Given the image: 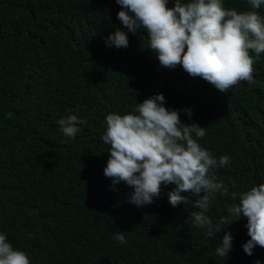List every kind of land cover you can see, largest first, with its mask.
Segmentation results:
<instances>
[{"label": "trees", "instance_id": "1", "mask_svg": "<svg viewBox=\"0 0 264 264\" xmlns=\"http://www.w3.org/2000/svg\"><path fill=\"white\" fill-rule=\"evenodd\" d=\"M224 6L264 17V5L253 9L249 0ZM120 10L115 0H0V234L30 264H264V248L243 251L250 239L243 215L208 237L188 222L199 197L169 204L175 185L162 186L151 205L128 203L133 189L104 175L110 153L102 140L108 114L163 94L166 108L192 110L191 119L180 112L183 123L205 127L203 148L230 158L215 170L229 193L264 183V53L254 83L221 93L180 65L162 68L147 34L128 32ZM116 28L127 48L106 45ZM67 115L86 120L74 138L58 124ZM235 203L217 193L207 215L219 223ZM226 231L233 250L219 257Z\"/></svg>", "mask_w": 264, "mask_h": 264}, {"label": "clouds", "instance_id": "2", "mask_svg": "<svg viewBox=\"0 0 264 264\" xmlns=\"http://www.w3.org/2000/svg\"><path fill=\"white\" fill-rule=\"evenodd\" d=\"M115 2L122 9L117 19L133 35L138 30L147 34L149 50L162 68L180 65L191 77L203 79L221 93L241 82L254 83L253 65L264 53V17L259 12L226 8L224 0H174L172 7L168 6L169 0ZM249 2L253 9L264 5V0ZM106 45L127 48L128 36L116 28ZM165 102L163 94H154L127 114L106 116L102 140L109 146L110 155L104 175L113 185L124 182L132 188L128 203L136 207L153 204L161 197L162 186L167 185H175L167 192L173 208L191 204L189 194L199 197L193 205L198 211L191 213L188 222L206 229L208 237H214L243 215L250 239L242 247L252 256L256 247L264 248V183L229 193L228 185L217 179L215 170L228 166L230 158L225 155L217 159L201 146L198 141L206 136L205 127L185 124L180 118L183 111L191 119L190 108L168 109ZM58 124L66 137L74 138L81 130L78 125L86 124V120L67 115ZM217 193L230 195L232 200L238 198V203L213 224L207 213ZM114 239L126 243L122 232H117ZM232 241L231 232L226 231L215 255L228 257ZM0 264H30L27 254L15 249L5 234H0ZM255 264L261 262L257 260Z\"/></svg>", "mask_w": 264, "mask_h": 264}]
</instances>
